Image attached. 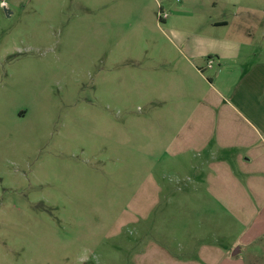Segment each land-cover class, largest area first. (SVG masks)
Here are the masks:
<instances>
[{
  "label": "rangeland",
  "instance_id": "rangeland-1",
  "mask_svg": "<svg viewBox=\"0 0 264 264\" xmlns=\"http://www.w3.org/2000/svg\"><path fill=\"white\" fill-rule=\"evenodd\" d=\"M177 2L0 0V264H227L248 237L264 136L182 142L205 84L183 75Z\"/></svg>",
  "mask_w": 264,
  "mask_h": 264
},
{
  "label": "crops",
  "instance_id": "crops-1",
  "mask_svg": "<svg viewBox=\"0 0 264 264\" xmlns=\"http://www.w3.org/2000/svg\"><path fill=\"white\" fill-rule=\"evenodd\" d=\"M171 10L188 25L175 27L173 31V44L185 63L183 75L195 84H205L201 106L189 113L199 114L197 121L194 118L195 122H189L182 142L193 138L197 146H203L214 134L222 138L221 132L230 130L243 136V144L252 145L247 140L250 135L255 132L264 136V60H252L251 42L256 27L264 36V0H178ZM6 11L13 13L9 6ZM209 59L213 60L212 66L208 65ZM171 66L169 81L173 82L179 74ZM213 115L220 117V122L225 117L230 123L228 129L208 123ZM261 155L264 159V152ZM261 208L258 222L252 223L245 233L248 237L244 236L236 251L223 259L227 264L228 261L235 264L233 258L243 253L253 240H264V202ZM257 227L259 230L255 231ZM252 259L251 264H264L258 253Z\"/></svg>",
  "mask_w": 264,
  "mask_h": 264
},
{
  "label": "built area",
  "instance_id": "built-area-1",
  "mask_svg": "<svg viewBox=\"0 0 264 264\" xmlns=\"http://www.w3.org/2000/svg\"><path fill=\"white\" fill-rule=\"evenodd\" d=\"M159 14H160V19H162L163 17H165L167 15L166 13H164L162 11ZM212 63H213V60L212 59H209L208 60V65L209 66H212Z\"/></svg>",
  "mask_w": 264,
  "mask_h": 264
},
{
  "label": "trees",
  "instance_id": "trees-1",
  "mask_svg": "<svg viewBox=\"0 0 264 264\" xmlns=\"http://www.w3.org/2000/svg\"><path fill=\"white\" fill-rule=\"evenodd\" d=\"M160 20H162V19H160Z\"/></svg>",
  "mask_w": 264,
  "mask_h": 264
}]
</instances>
